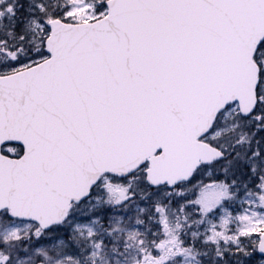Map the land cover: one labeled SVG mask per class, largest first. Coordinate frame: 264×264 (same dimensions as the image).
Returning <instances> with one entry per match:
<instances>
[{
  "label": "snow or ice",
  "instance_id": "6c2138e0",
  "mask_svg": "<svg viewBox=\"0 0 264 264\" xmlns=\"http://www.w3.org/2000/svg\"><path fill=\"white\" fill-rule=\"evenodd\" d=\"M0 264H264V0H0Z\"/></svg>",
  "mask_w": 264,
  "mask_h": 264
}]
</instances>
